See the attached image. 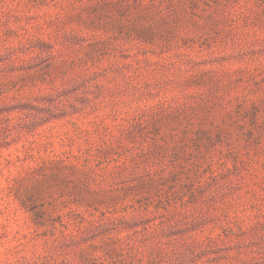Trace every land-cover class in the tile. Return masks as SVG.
I'll list each match as a JSON object with an SVG mask.
<instances>
[{
    "label": "rangeland",
    "instance_id": "rangeland-1",
    "mask_svg": "<svg viewBox=\"0 0 264 264\" xmlns=\"http://www.w3.org/2000/svg\"><path fill=\"white\" fill-rule=\"evenodd\" d=\"M0 264H264V0H0Z\"/></svg>",
    "mask_w": 264,
    "mask_h": 264
}]
</instances>
